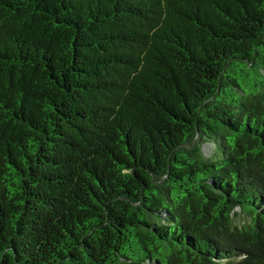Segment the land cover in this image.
<instances>
[{
	"label": "trees",
	"instance_id": "trees-1",
	"mask_svg": "<svg viewBox=\"0 0 264 264\" xmlns=\"http://www.w3.org/2000/svg\"><path fill=\"white\" fill-rule=\"evenodd\" d=\"M0 264H264V0H0Z\"/></svg>",
	"mask_w": 264,
	"mask_h": 264
},
{
	"label": "rangeland",
	"instance_id": "rangeland-1",
	"mask_svg": "<svg viewBox=\"0 0 264 264\" xmlns=\"http://www.w3.org/2000/svg\"><path fill=\"white\" fill-rule=\"evenodd\" d=\"M203 152L206 156H210L213 152V144L210 142H207L203 145ZM242 219V217H240Z\"/></svg>",
	"mask_w": 264,
	"mask_h": 264
}]
</instances>
